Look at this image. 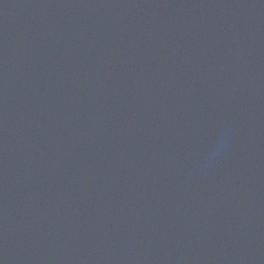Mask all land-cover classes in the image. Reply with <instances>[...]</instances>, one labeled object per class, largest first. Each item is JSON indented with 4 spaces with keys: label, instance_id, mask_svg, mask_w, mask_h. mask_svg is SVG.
Masks as SVG:
<instances>
[{
    "label": "water",
    "instance_id": "95a60500",
    "mask_svg": "<svg viewBox=\"0 0 264 264\" xmlns=\"http://www.w3.org/2000/svg\"><path fill=\"white\" fill-rule=\"evenodd\" d=\"M0 264H264V0H0Z\"/></svg>",
    "mask_w": 264,
    "mask_h": 264
}]
</instances>
